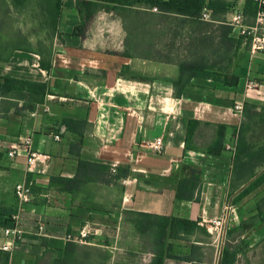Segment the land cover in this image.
<instances>
[{
  "label": "crops",
  "instance_id": "0c3cea01",
  "mask_svg": "<svg viewBox=\"0 0 264 264\" xmlns=\"http://www.w3.org/2000/svg\"><path fill=\"white\" fill-rule=\"evenodd\" d=\"M26 1L16 6L23 9ZM88 1L42 5L37 0L35 12L47 25L59 4L50 25L52 49L15 48L7 56L2 51V77L46 84L47 94L33 109L21 101L20 109L0 114V206L16 211L17 183H29L33 193L19 225L22 239L14 241L0 227V251L9 253V264H57L68 244H87L113 255H138L140 264H150L158 227L144 224L141 214H148L200 226L168 239L164 264H229L225 250L233 256L230 264H264L263 224L239 229L257 215L240 208L251 194L237 203V192L230 194L245 107H264V52L253 55L243 41L231 66L237 85L193 78L177 97L179 60L154 59L147 49L132 52L134 30L126 14L142 17L148 10ZM224 1L240 9L246 2ZM234 15L231 9L219 18L240 41L239 28L231 24ZM253 22L244 16L245 25ZM249 80L258 87L246 91ZM235 104H242L241 116L231 112ZM191 121L196 123L190 127ZM26 137L40 154L31 167ZM158 138L164 140L161 152L153 147ZM219 139L221 151L214 153ZM228 206L232 212L223 237L201 224Z\"/></svg>",
  "mask_w": 264,
  "mask_h": 264
},
{
  "label": "trees",
  "instance_id": "16d2710c",
  "mask_svg": "<svg viewBox=\"0 0 264 264\" xmlns=\"http://www.w3.org/2000/svg\"><path fill=\"white\" fill-rule=\"evenodd\" d=\"M18 1V0H15ZM42 5L50 4V0H40ZM103 2L106 6L112 5L113 8H134L144 7L148 12L156 9L157 14L165 19L172 17L179 18L181 21L190 24V29L185 34L189 40L190 48H200L206 45L212 49L211 58L206 56L197 60L179 61L180 77L174 82L176 88V96L180 97L184 86L193 78H211L216 82H220L229 86L238 84V77L231 73V66L235 56L237 45H241L244 39L236 41L232 36V26L226 19H220V14H226L231 9L234 10L235 5L224 0H89L91 5L93 2ZM258 0H246L243 9L244 16L249 15L254 18L255 24L256 10ZM235 4V3H234ZM57 12H50V25L54 27L57 19L59 4L53 5ZM210 10L211 20H203L204 10ZM147 12V11H146ZM143 13V16L150 15ZM139 18L140 12H135ZM251 25V26H252ZM53 30V28H52ZM180 37L182 34L176 29H172V35ZM208 33L212 35H207ZM213 33L215 35H213ZM218 38V39H217ZM178 43H168L167 52H177ZM3 48L0 45V58ZM172 53V52H171ZM169 55V54H168ZM171 56V55H170ZM167 62L173 59H161L152 57ZM42 68H50L41 62ZM16 94L19 101H25L29 109L35 108L36 104L44 101L47 94L46 84L34 83L30 81L2 77L0 75V97ZM196 122L191 121L190 127ZM221 139V138H220ZM217 143V146L212 150L215 152L221 151L222 142ZM105 168V167H103ZM64 182V180H62ZM264 184V107L257 110L256 107L246 106L244 110V119L238 131L237 142L235 145V154L233 158V167L230 179V194L238 192L233 202L237 203L256 190L260 189ZM243 187V188H242ZM178 195L180 196L179 192ZM257 215L251 218L250 221L261 222L264 226V196L256 203ZM16 211L0 206V227L14 228L15 221L13 215ZM144 216V224L156 225L158 232L153 236L152 244L154 248V257L150 264H164L166 257L170 256L167 251L171 249V244L168 239L183 238L180 233L191 234L199 230L200 226L195 221L185 219H175L141 214ZM247 222V221H246ZM249 222V220H248ZM245 222L239 227L244 229ZM252 224V225H253ZM143 230V229H142ZM81 248L76 244H68L65 255L57 261V264H68L70 257L77 253ZM83 249V248H82ZM226 259L231 261V254L225 250ZM10 255L5 251H0V264H9ZM227 260V261H228ZM228 263L230 264V262Z\"/></svg>",
  "mask_w": 264,
  "mask_h": 264
},
{
  "label": "rangeland",
  "instance_id": "374dc122",
  "mask_svg": "<svg viewBox=\"0 0 264 264\" xmlns=\"http://www.w3.org/2000/svg\"><path fill=\"white\" fill-rule=\"evenodd\" d=\"M18 1L0 0V45L5 50L4 55L7 56L10 50L15 48L49 51L52 49L55 37L50 25L44 23L42 17L35 12L37 0H27L23 9L21 6L19 8L16 6ZM149 14L146 17L139 16V18L136 15L134 17L126 14V19L132 24L134 30L130 42L131 45H135L132 51L134 54H144L142 50L147 49L150 57L161 59L192 61L206 56L211 58L212 49L206 45L197 49L190 48L188 34H185L190 29L189 23H185L176 17L160 18L156 9ZM172 29H176L184 35L176 37L177 35L174 33L175 37H173L171 36ZM207 35L212 34L208 33ZM213 35L215 34L213 33ZM142 38L145 43L141 46ZM170 42L178 43L177 52H167V46ZM16 97L15 93L0 97V114L20 109L21 101ZM263 196L264 186L245 200L244 205L240 207L242 214L257 213L256 203ZM253 223H255L253 220L245 222L244 228L247 229L250 225L254 226ZM102 249L86 244L83 249L81 248L70 257L68 264H140L138 255H113L108 250Z\"/></svg>",
  "mask_w": 264,
  "mask_h": 264
},
{
  "label": "built area",
  "instance_id": "2783aa9c",
  "mask_svg": "<svg viewBox=\"0 0 264 264\" xmlns=\"http://www.w3.org/2000/svg\"><path fill=\"white\" fill-rule=\"evenodd\" d=\"M234 11L235 15L231 20V24L239 28L240 31L238 35L241 36L244 39V43L249 46L250 52L253 55L259 52H264V0L257 1L255 24L252 26L245 25L243 9L235 7ZM202 17L203 20L210 21V10H204ZM257 87L258 83L256 81L249 80L246 84V91L254 90ZM231 112H234L236 115L241 116L243 114L242 104H235L233 107H231ZM56 138H58V136H56ZM24 144L27 147V163L31 167L40 156V154L32 148L30 138H24ZM153 147L154 150L161 152L164 149L163 138H158L155 141ZM16 150L17 149L9 151L8 155L10 157H14ZM15 196L18 201V207L15 214L13 215L15 227L5 229V235L11 237L14 241L22 239V231L19 229V225L21 223L22 216L25 213L26 205L31 203L33 199V193L30 184L27 182L17 183L15 186ZM231 212L232 207L228 206L220 217L208 221H203V223L201 224L212 226L216 229L217 234L223 237L225 234V226L229 221ZM80 234L83 238L87 237V227H84ZM3 249L8 251L11 249V246L9 244H6L4 245Z\"/></svg>",
  "mask_w": 264,
  "mask_h": 264
}]
</instances>
